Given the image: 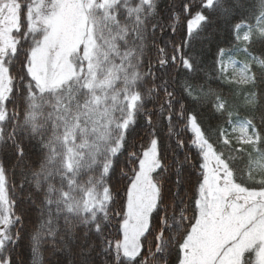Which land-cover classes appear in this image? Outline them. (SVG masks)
I'll use <instances>...</instances> for the list:
<instances>
[{"label": "snow or ice", "instance_id": "1", "mask_svg": "<svg viewBox=\"0 0 264 264\" xmlns=\"http://www.w3.org/2000/svg\"><path fill=\"white\" fill-rule=\"evenodd\" d=\"M258 45L264 0H0V264L29 219L34 264H264Z\"/></svg>", "mask_w": 264, "mask_h": 264}, {"label": "trees", "instance_id": "2", "mask_svg": "<svg viewBox=\"0 0 264 264\" xmlns=\"http://www.w3.org/2000/svg\"><path fill=\"white\" fill-rule=\"evenodd\" d=\"M248 3L255 4L256 0H247ZM258 10V9H254ZM224 42V34L223 30L220 31H213L212 29L209 30V35L203 41L201 47L204 48L206 52L214 51L217 44H223ZM210 46V48H209ZM255 56L264 57V46H256L254 49L251 50ZM208 60L210 62L211 57L208 56ZM256 71H259V66H256ZM210 86L215 89L217 85L209 81ZM223 91H227L224 89ZM246 92L238 93L235 97H233L234 103L239 106V112L241 116H247L248 118H253L255 116L254 122H259L261 113H248L244 107V96H246ZM197 111L201 112L200 119L203 121L206 130H208L209 134L212 138L216 139V129H217V121L213 119L210 114L206 111H202L201 109L197 108ZM190 133H185L184 139L188 140ZM193 161L197 159L196 156L193 154L192 157ZM191 172H196L195 164L193 165ZM35 224L32 222L31 219L25 221L24 230L22 232L23 239L20 242V246L17 249L15 259L19 261V264H34V256L31 247V236L34 232ZM64 260V256L62 253L54 252L52 248V243L47 238L42 240L39 247V262L38 264H61V261Z\"/></svg>", "mask_w": 264, "mask_h": 264}, {"label": "rangeland", "instance_id": "3", "mask_svg": "<svg viewBox=\"0 0 264 264\" xmlns=\"http://www.w3.org/2000/svg\"><path fill=\"white\" fill-rule=\"evenodd\" d=\"M252 54H253V53H252ZM253 55H254V54H253ZM236 58L239 59V60H244V59H245V57H244L243 55H238Z\"/></svg>", "mask_w": 264, "mask_h": 264}]
</instances>
